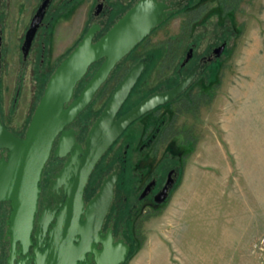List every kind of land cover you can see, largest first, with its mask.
<instances>
[{"label": "rangeland", "instance_id": "rangeland-1", "mask_svg": "<svg viewBox=\"0 0 264 264\" xmlns=\"http://www.w3.org/2000/svg\"><path fill=\"white\" fill-rule=\"evenodd\" d=\"M91 8L90 2L81 3V14L61 24L53 53L54 70L77 43L80 32L82 38L88 30ZM174 36L182 37L183 54L193 43L203 49L225 39L227 48L218 64L210 68L209 76L198 80L188 92L192 107L179 110L174 119L178 126L193 128L171 139L176 147L187 142L185 151L181 150L184 172L169 201L142 217L135 230L141 249L127 264H194L190 254L195 261L204 259L203 264H264V244L260 243L264 239V0H198L191 13L174 16L143 42L154 61L134 91L133 101L174 78L175 64L159 67L167 49L165 42ZM134 54L121 63L112 79L127 73L137 60ZM97 68V64L90 68L84 82ZM110 84L80 120L94 119L101 112ZM41 92L37 91L38 98ZM23 99L21 116L7 119L22 133L31 119L27 86ZM141 126L139 121L128 132L134 134L133 129ZM125 139L126 135L111 151H122ZM149 154L158 162L156 155L161 152ZM3 248L1 236L0 259ZM191 248L202 253L198 256Z\"/></svg>", "mask_w": 264, "mask_h": 264}, {"label": "flooded vegetation", "instance_id": "flooded-vegetation-1", "mask_svg": "<svg viewBox=\"0 0 264 264\" xmlns=\"http://www.w3.org/2000/svg\"><path fill=\"white\" fill-rule=\"evenodd\" d=\"M139 1L140 0H49L46 5H44L46 0H0V119L3 124L15 134L19 136L25 135L26 131H24V133H22L23 131L17 132L7 123V119L21 116L19 115L20 104L24 100L25 86H27L30 91L29 100L32 107L29 109L28 115L32 118L35 111L33 107L36 108L37 106L34 104H38L46 84L54 72L53 53L56 49V41L60 38L59 36L62 30L61 24L69 23L71 20H74L79 13L81 14V3L90 2L92 5L91 11L88 14L90 19L88 28L93 23L100 24L101 29L96 33L94 38V41H98ZM157 1H163L168 4L174 2L171 9L175 11L169 13L168 17L155 27L149 36L139 42L117 63L107 81L95 95L96 97L102 89H105L106 86L111 83L108 89L109 96L101 110L102 112L120 81L134 65L143 60L145 64L143 72L117 113L116 118H118L149 95L172 89L192 70L196 69V76L192 83L174 100L155 107L133 121L99 159L89 176L84 192V201L86 204L99 191L105 178L114 171L117 172L118 178L114 187L113 199L102 223L100 236L102 238H107L110 233L113 242L123 240L129 245L128 255L124 263L128 261L131 254L134 242L132 240L136 235L135 230H138V224L142 217L147 213H151V211L154 212L162 208L169 201L171 194L180 184L184 172L185 160H183V158L185 154H183V151H185L184 147L187 146V142L181 143L176 147L175 144L171 142V139L180 133H189L193 128L184 124L178 126L174 122V119L179 114V110L190 109L192 107V96L188 95V92L194 89L198 80L209 76L208 73L210 68L218 64L223 58L227 48L225 39H223L220 44L213 45V43H211L203 49H197L196 43H193L186 49V53L183 54L184 51H182V47L180 46L182 37H170V39L165 42L167 49L160 61L159 67L166 69L167 67H171L172 64H175L176 71L174 73V78L172 80H165V82L159 84L156 89L140 95L133 101L132 97L134 91L137 89L142 78L154 61V55L150 48H145L143 42L150 38L158 29L162 28L177 14L186 11L191 12V9L196 7L198 3V0ZM78 37L77 43L69 48L67 55L58 65L80 42L81 32ZM222 37L223 36L220 38ZM131 54L137 55L138 57L135 58L137 60L122 78L121 76L124 72L120 75L121 79H112L121 63ZM103 61L104 59H101L94 64H97L99 68ZM93 65H91V67ZM126 69L127 68H124L123 71H126ZM87 74L80 81L75 97L78 96L94 75L93 74L84 82ZM41 89L42 92L38 98L37 91ZM95 97L81 114L71 124L65 127L66 130H73V135L75 137V143L72 147L73 151L77 146L83 149L85 148V140L91 126L101 114L100 112L94 119L87 118L80 120V116L92 104ZM139 121L142 123L143 127L141 126L133 129L135 135L133 133L130 134L128 132L129 129ZM177 128H179V133L176 132V130H178ZM125 135V148L120 152L116 151L114 153V151H111ZM57 144L58 137L54 142L53 151ZM181 150L183 151L181 152ZM53 151L42 174L40 182L42 190L38 202L37 217L34 219L33 231L30 235V242L26 241V244L23 245L20 240L16 241L13 264H19V262L23 264L34 263V249L37 245L35 233L38 228V217L43 214L45 210H47V212L58 211L56 207L59 205L60 201L66 197L63 186L53 187V185L71 154L55 158ZM149 151L161 152L160 156L156 155L158 157V162L154 161ZM176 151H180V155H177ZM134 154H138L140 158L138 160L133 159L132 157ZM2 156L3 153L0 150V159ZM10 213V203L8 201L1 202L0 239L2 236L4 248L2 250L0 264H8V259L11 254V240L10 236H7ZM54 222L55 219L49 223L48 230L52 227ZM44 237L46 239L48 235L46 234ZM96 248L98 250L102 249V243H96ZM41 249L43 248L41 247ZM79 263L95 264L94 254L87 252L86 257Z\"/></svg>", "mask_w": 264, "mask_h": 264}, {"label": "water", "instance_id": "water-1", "mask_svg": "<svg viewBox=\"0 0 264 264\" xmlns=\"http://www.w3.org/2000/svg\"><path fill=\"white\" fill-rule=\"evenodd\" d=\"M173 4L140 0L98 41H94V38L101 26L91 24L77 46L50 76L25 135L15 134L0 119V150L3 153L0 159V203L8 201L11 205L7 230L11 240L8 264H13L16 241L20 240L23 245L26 241L30 242L42 190V174L57 137L54 157L71 155L53 187L63 186L66 197L56 207L58 211L45 210L38 217L33 264H80L87 252L94 254L95 264H122L126 261L129 250L127 243L123 240L113 242L110 233L107 238L100 236L102 223L113 199L117 172L105 178L99 191L86 204L84 192L89 176L99 159L125 129L146 112L180 95L194 80L196 69L172 89L149 95L116 118L143 72L145 64L141 60L113 91L91 126L84 149L77 146L73 151V130H66L65 127L90 104L117 63L149 36L169 13L175 11L171 9ZM101 59H104L101 66L75 97L80 81L91 65ZM54 219L48 230L49 223ZM46 234L48 238L45 239ZM96 243H102V249L98 250Z\"/></svg>", "mask_w": 264, "mask_h": 264}, {"label": "crops", "instance_id": "crops-1", "mask_svg": "<svg viewBox=\"0 0 264 264\" xmlns=\"http://www.w3.org/2000/svg\"><path fill=\"white\" fill-rule=\"evenodd\" d=\"M191 246L192 247H196V245H194L193 243L191 244ZM191 252L193 253H195L196 255H198V254H201L202 252H201V250L200 251H198L196 248H194V250H193V248H191ZM206 255H207V251H206ZM198 256H200V255H198ZM208 256V255H207ZM209 258H211V261H212V256H208ZM190 262H195L194 264H203V263H205V260L204 259H197L196 261H195V257H194V255L192 256L191 254H190ZM206 262H208V258H206Z\"/></svg>", "mask_w": 264, "mask_h": 264}, {"label": "trees", "instance_id": "trees-1", "mask_svg": "<svg viewBox=\"0 0 264 264\" xmlns=\"http://www.w3.org/2000/svg\"><path fill=\"white\" fill-rule=\"evenodd\" d=\"M188 12H190V11H188ZM190 13H191V12H190ZM190 19L192 20V18H190ZM86 30H87V29H86ZM132 241H134V242H133V246H132L131 254H130V256H129L128 261L131 259V257H133L134 255H136V253H138V251L141 249V243H140V240H139V239L137 240V239L134 237ZM128 261H127V262H128ZM127 262L124 263V264H127Z\"/></svg>", "mask_w": 264, "mask_h": 264}, {"label": "built area", "instance_id": "built-area-1", "mask_svg": "<svg viewBox=\"0 0 264 264\" xmlns=\"http://www.w3.org/2000/svg\"><path fill=\"white\" fill-rule=\"evenodd\" d=\"M260 243L264 244V239L263 238L260 240ZM256 245H259V243L256 244Z\"/></svg>", "mask_w": 264, "mask_h": 264}]
</instances>
